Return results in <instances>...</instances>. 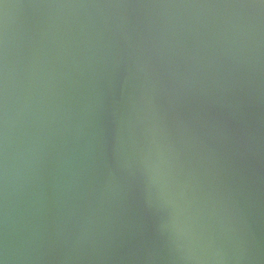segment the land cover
I'll return each instance as SVG.
<instances>
[{"label":"water","instance_id":"1","mask_svg":"<svg viewBox=\"0 0 264 264\" xmlns=\"http://www.w3.org/2000/svg\"><path fill=\"white\" fill-rule=\"evenodd\" d=\"M0 264H264V0H0Z\"/></svg>","mask_w":264,"mask_h":264}]
</instances>
